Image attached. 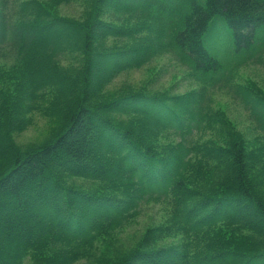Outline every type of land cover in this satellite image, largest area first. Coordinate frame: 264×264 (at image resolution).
<instances>
[{
	"label": "trees",
	"instance_id": "trees-1",
	"mask_svg": "<svg viewBox=\"0 0 264 264\" xmlns=\"http://www.w3.org/2000/svg\"><path fill=\"white\" fill-rule=\"evenodd\" d=\"M165 56L190 85L118 82ZM263 61L264 0H0V264H264V87L235 83Z\"/></svg>",
	"mask_w": 264,
	"mask_h": 264
},
{
	"label": "rangeland",
	"instance_id": "rangeland-1",
	"mask_svg": "<svg viewBox=\"0 0 264 264\" xmlns=\"http://www.w3.org/2000/svg\"><path fill=\"white\" fill-rule=\"evenodd\" d=\"M64 12H76V6L65 7ZM231 30L223 22H219L215 28V32L211 36L210 48L214 47L219 52L221 57L225 59L231 58ZM212 46V47H211ZM156 77L159 87L172 86L175 91L179 88L183 89L191 82L186 80L187 75L173 62V59L165 56L155 60L148 67L143 70H137L130 74L119 78L120 82L123 79L132 80L134 82H141L144 79ZM235 83L242 86L249 84H257L264 87V61L259 65H248L241 67L236 72ZM218 97L232 116L240 121L241 126L245 129L247 127V115L245 110L236 104L229 96L227 91H219ZM48 123L42 118H37V122L27 131L17 134V140L20 143H27L34 140H41L47 133ZM166 204L164 203H150L146 206L141 216L137 218L132 224L120 231L117 236L116 246L128 248L132 246L140 235L151 225L161 223L166 217ZM79 264H87L80 262Z\"/></svg>",
	"mask_w": 264,
	"mask_h": 264
}]
</instances>
